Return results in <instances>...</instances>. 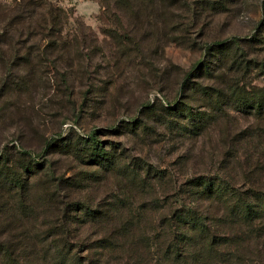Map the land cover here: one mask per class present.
<instances>
[{
  "label": "rangeland",
  "instance_id": "374dc122",
  "mask_svg": "<svg viewBox=\"0 0 264 264\" xmlns=\"http://www.w3.org/2000/svg\"><path fill=\"white\" fill-rule=\"evenodd\" d=\"M135 8L132 14H113L101 0H0V16L29 18L16 56L8 67L0 66V153L14 148L10 158L28 164L20 148L39 157L48 138L81 144L96 132L106 150L122 160L114 171L100 169L70 155L65 144L43 155L41 162L52 168L49 186L60 189L49 191L54 195L38 209V225L46 221L43 215L56 221L68 205L81 203L110 214L102 220L105 232L87 227L85 236L115 235L109 222L117 219L123 226L141 223L127 235L139 240L160 230L164 213L190 202L181 192L196 176L221 169L249 187L245 151L259 138L247 132L264 125L230 108L210 133L188 139L166 130L148 111L157 106L154 111L161 113L158 107L178 101L184 79L197 65L206 60L223 65L208 55V47L222 42L240 40L239 49L229 53L239 58L235 67L226 62L216 84L247 92L263 88L264 0H135ZM134 121L139 124L131 130ZM47 177L42 174L38 186ZM60 178L68 181L64 187ZM251 183L264 188V171H255ZM42 192L32 196H47Z\"/></svg>",
  "mask_w": 264,
  "mask_h": 264
},
{
  "label": "trees",
  "instance_id": "16d2710c",
  "mask_svg": "<svg viewBox=\"0 0 264 264\" xmlns=\"http://www.w3.org/2000/svg\"><path fill=\"white\" fill-rule=\"evenodd\" d=\"M101 1L108 13L132 14L136 9L135 0ZM142 1L146 4V0ZM31 4L43 9V5ZM51 12L52 25L56 27L57 21ZM28 19L11 14L0 16L1 67H8L16 56L14 49L17 41L25 36L21 30L25 29ZM28 31L33 34L32 30ZM239 42L208 47V55L218 58V63L225 67L208 60L194 67L184 79L182 97L169 103V107H158L161 113L155 112L157 106H153L148 111L149 118H158L166 130L188 139L210 133L229 115L230 108L264 125V87L247 92L232 85L224 89L216 84V80L225 76L227 61L234 63L233 67L238 64L237 53L232 57L229 53L233 48L239 49ZM197 75L201 80L195 82L193 78ZM133 124L131 130L139 123ZM255 128L247 135L259 141L249 143L252 147L245 151L250 155L249 163L242 166L249 187H241L232 173L226 174L221 169L211 175L196 176L186 182V189L181 192L190 202L172 208L170 214L164 213L160 230L153 234L145 232L139 240H131L127 235L128 230L134 233L141 223L123 226V221L117 219L109 222L114 225L115 235L105 233L103 238L96 239L85 236L83 229L87 227L105 232L103 225L107 222L102 220L110 214L81 203L68 205L64 216L56 221H49L43 215L46 221L38 225L42 216L38 209L45 208L46 200L53 197L54 194H49L51 189H60V186H49L52 168L41 162L43 155L49 156L65 144L70 155L81 156L87 165L114 171L122 164L111 150H106L96 132L80 139L81 144L65 137L48 138L39 157L20 148L19 153L28 164L15 162L8 154L14 148H5L7 154L0 153V264H264V188L251 183L255 171H264V127ZM44 173L48 175L47 180L38 186L41 185L38 178ZM166 177L165 173L161 175L162 179ZM58 181L61 187L68 182L63 178ZM43 189L47 196H32L33 191L43 193Z\"/></svg>",
  "mask_w": 264,
  "mask_h": 264
}]
</instances>
